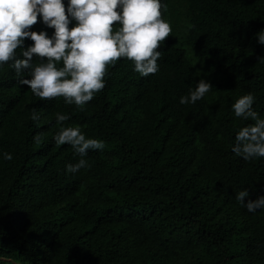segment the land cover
Returning a JSON list of instances; mask_svg holds the SVG:
<instances>
[{
  "label": "trees",
  "instance_id": "trees-1",
  "mask_svg": "<svg viewBox=\"0 0 264 264\" xmlns=\"http://www.w3.org/2000/svg\"><path fill=\"white\" fill-rule=\"evenodd\" d=\"M161 3L172 33L157 49L159 72L141 77L121 57L83 111L63 97L41 101L0 70V264H264V209L235 199L264 196V158L232 151L254 121L231 110L251 93L264 119V0ZM31 30L54 31L39 16ZM200 79L212 90L181 105ZM57 112L105 143L77 173L66 165L80 157L54 140Z\"/></svg>",
  "mask_w": 264,
  "mask_h": 264
},
{
  "label": "clouds",
  "instance_id": "clouds-1",
  "mask_svg": "<svg viewBox=\"0 0 264 264\" xmlns=\"http://www.w3.org/2000/svg\"><path fill=\"white\" fill-rule=\"evenodd\" d=\"M65 7L62 0H0V70L11 68L18 84L26 85L33 96L41 101L63 97L65 104L83 111L106 87L108 66H115L121 57L132 61L141 77L159 72L162 53L157 49L172 33L170 25L161 19V9L166 10L161 0H68L67 14ZM38 16L47 28L54 29L51 36L46 31L31 30ZM73 21L78 23L69 30ZM256 39L264 45V30ZM25 40L34 43L25 48ZM258 63H264V57L258 58ZM212 88L211 83L200 79L179 102L195 105ZM254 102L249 93L231 106L235 117L254 121L237 132L232 148L245 161L264 158V119L253 110ZM55 118L62 126L54 136L55 143L69 145L80 157L77 163L66 165V171L77 173L90 167L84 157L91 150H103L105 143L87 138L79 126H63L70 119L68 115L57 112ZM31 119H40L35 108ZM33 139L39 144L41 135ZM3 159L11 161L13 157L3 153ZM248 196L247 190H241L235 199L249 212L264 209V196L245 203Z\"/></svg>",
  "mask_w": 264,
  "mask_h": 264
}]
</instances>
